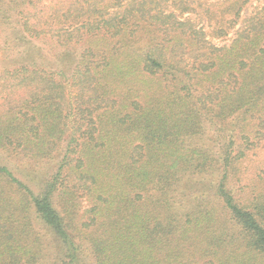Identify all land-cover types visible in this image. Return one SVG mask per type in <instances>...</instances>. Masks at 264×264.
<instances>
[{"label":"trees","instance_id":"16d2710c","mask_svg":"<svg viewBox=\"0 0 264 264\" xmlns=\"http://www.w3.org/2000/svg\"><path fill=\"white\" fill-rule=\"evenodd\" d=\"M264 0H0V264H264Z\"/></svg>","mask_w":264,"mask_h":264},{"label":"rangeland","instance_id":"374dc122","mask_svg":"<svg viewBox=\"0 0 264 264\" xmlns=\"http://www.w3.org/2000/svg\"><path fill=\"white\" fill-rule=\"evenodd\" d=\"M243 168H246V181L250 180L252 176L256 172H258V169L264 166V149L255 150L254 152H251L248 159L244 162Z\"/></svg>","mask_w":264,"mask_h":264}]
</instances>
